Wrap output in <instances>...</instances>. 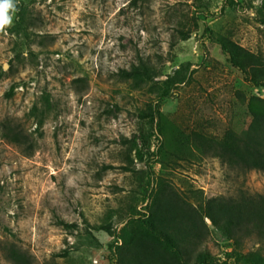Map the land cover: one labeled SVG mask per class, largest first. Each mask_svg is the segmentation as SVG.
I'll return each mask as SVG.
<instances>
[{"label":"rangeland","instance_id":"374dc122","mask_svg":"<svg viewBox=\"0 0 264 264\" xmlns=\"http://www.w3.org/2000/svg\"><path fill=\"white\" fill-rule=\"evenodd\" d=\"M15 5L0 32V264H173L119 238L153 208L160 185L185 217L160 208L158 223L191 259L250 264L198 209L210 197L264 192V172L230 167L182 138L248 126L246 99L264 96V83L231 66L222 41L264 63V1ZM140 61L151 79L119 77ZM250 251L264 255V242L245 238L241 252Z\"/></svg>","mask_w":264,"mask_h":264},{"label":"trees","instance_id":"16d2710c","mask_svg":"<svg viewBox=\"0 0 264 264\" xmlns=\"http://www.w3.org/2000/svg\"><path fill=\"white\" fill-rule=\"evenodd\" d=\"M14 3L16 4V0ZM186 37L183 35L182 38ZM222 47L228 54L229 64L242 72L246 80L254 85L264 83V63L259 56L228 38L223 39ZM152 74V68L143 61L132 64L129 69L122 68L118 72L121 79H130L135 82L149 80ZM246 107L250 114V121L244 130L229 131L221 137H210L194 131L184 135L182 140L185 143L190 142L204 154L217 157L230 167L264 172V96L250 95L246 99ZM9 134L7 131L4 132L6 138H10ZM13 139L19 142L16 136ZM176 141H180V138ZM161 200L165 201L163 205ZM179 200L172 190L165 185H160L154 195L153 208L149 213L146 216L137 217L128 227L121 228L119 235L121 245L143 251L147 247L155 248L173 264H203L202 252H198L191 259L190 250L171 237L158 223L160 208H174L178 213L181 212L182 218L185 217L183 203ZM165 204H169V207ZM198 211L201 213L199 215L201 220L203 217L208 218L216 229L232 240L236 254L250 264H264V255L259 252H241L245 238L253 237L257 241L264 242V192H240L235 196L210 197L199 205ZM8 254L14 262L21 263V254L14 251Z\"/></svg>","mask_w":264,"mask_h":264},{"label":"clouds","instance_id":"9594fccd","mask_svg":"<svg viewBox=\"0 0 264 264\" xmlns=\"http://www.w3.org/2000/svg\"><path fill=\"white\" fill-rule=\"evenodd\" d=\"M15 11L14 0H0V32L12 24Z\"/></svg>","mask_w":264,"mask_h":264}]
</instances>
